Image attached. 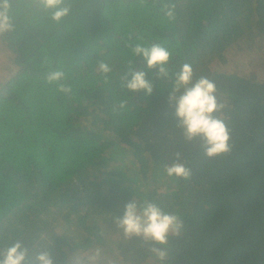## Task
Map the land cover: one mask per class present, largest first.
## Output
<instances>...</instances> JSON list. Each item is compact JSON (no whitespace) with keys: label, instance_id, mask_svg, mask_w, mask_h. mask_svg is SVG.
Masks as SVG:
<instances>
[{"label":"trees","instance_id":"1","mask_svg":"<svg viewBox=\"0 0 264 264\" xmlns=\"http://www.w3.org/2000/svg\"><path fill=\"white\" fill-rule=\"evenodd\" d=\"M8 2L0 253L19 241L25 264L41 251L53 264H85L72 260L82 251L103 264H264V74L228 64L243 42H264V0H61L68 14L58 21L41 0ZM152 44L171 53L167 77L133 53ZM184 63L194 80L215 83L225 153L206 155L177 124L169 92ZM134 71L150 93L126 88ZM174 161L187 177L166 175ZM133 199L157 203L182 227L163 245L124 237L113 219Z\"/></svg>","mask_w":264,"mask_h":264},{"label":"clouds","instance_id":"2","mask_svg":"<svg viewBox=\"0 0 264 264\" xmlns=\"http://www.w3.org/2000/svg\"><path fill=\"white\" fill-rule=\"evenodd\" d=\"M60 3L61 0H41L44 8L55 9L52 19L57 21L68 14V8L61 7ZM10 8L8 0H0V33L14 30ZM171 14L169 10L167 15ZM133 53L143 57L148 68H156L161 76L167 77L168 70L165 66L171 56L167 48L160 44L148 47L137 45ZM101 70L109 71L104 64L101 65ZM62 75L59 71L52 72L49 79L58 80ZM193 77L192 65L188 63L182 64L180 70L174 74L169 101L174 103L177 124L186 140L200 137L204 141L206 155L211 157L225 153L229 151L230 137L224 121L213 115L223 107L217 102L215 83L203 76L195 80ZM125 86L132 91L143 89L150 93L152 90L142 71L132 72ZM165 173L170 178L187 177L189 174L185 165L178 161L166 166ZM113 222L126 238L142 237L161 245L167 242L170 233H176L182 227L177 215L164 211L157 203L146 199L129 200L123 205L122 213L114 217ZM154 251L163 256L160 250ZM27 255L28 249L16 241L0 253V264H25ZM34 259L36 264H53L48 252H36Z\"/></svg>","mask_w":264,"mask_h":264},{"label":"rangeland","instance_id":"3","mask_svg":"<svg viewBox=\"0 0 264 264\" xmlns=\"http://www.w3.org/2000/svg\"><path fill=\"white\" fill-rule=\"evenodd\" d=\"M257 40L256 43H251V42H247V43H242V45L240 46L239 50L236 49L235 51H237L235 54L231 53L232 55H234L233 57L231 56L229 67L234 66V65H244L246 66L248 69V71H251V73L254 75V73L256 71H258V74L254 75L255 78H263V74H264V68L260 67V65L258 63H260L261 61H263L264 59V42L262 40L259 39H255ZM8 52H6L7 54ZM6 54L5 51L3 49H1V44H0V63L1 64H5L6 61ZM230 54V55H231ZM252 59H254L255 61L252 62ZM7 66V65H6ZM9 66H7L8 68ZM226 66H222V68H225ZM4 72L0 69V75H3ZM110 234V233H109ZM111 235V234H110ZM92 250H103L102 248H98L95 247V249ZM93 251V252H94ZM81 252V251H79ZM99 256L97 255H93L91 252H84L82 251L79 254H73L72 255V260H80L83 261L85 264H103L100 260H99Z\"/></svg>","mask_w":264,"mask_h":264}]
</instances>
